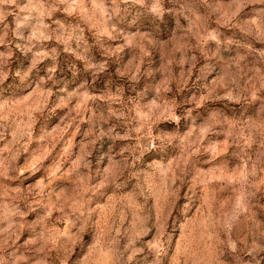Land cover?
<instances>
[{"label":"rangeland","instance_id":"rangeland-1","mask_svg":"<svg viewBox=\"0 0 264 264\" xmlns=\"http://www.w3.org/2000/svg\"><path fill=\"white\" fill-rule=\"evenodd\" d=\"M0 264H264V0H0Z\"/></svg>","mask_w":264,"mask_h":264}]
</instances>
